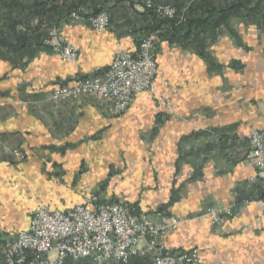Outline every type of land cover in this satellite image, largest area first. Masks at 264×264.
<instances>
[{
	"label": "crops",
	"instance_id": "obj_1",
	"mask_svg": "<svg viewBox=\"0 0 264 264\" xmlns=\"http://www.w3.org/2000/svg\"><path fill=\"white\" fill-rule=\"evenodd\" d=\"M207 2H194L191 21L205 20L208 9L240 8L212 26V43L209 24L184 38L188 27L174 35L169 22L128 0H63L47 22L78 51L75 65L34 40L19 54L0 49V264L3 241L28 230L37 208L72 209L84 202L85 184L105 201L161 210L168 224L178 219L162 243L197 249V264H264V191L247 160L250 133L264 130V0ZM102 9L112 15L105 32L70 18ZM156 33L158 94L171 110L151 94L137 96L123 114L92 96L51 101L54 89L104 72L116 54L135 53L139 38ZM16 149L24 161L10 155ZM212 206L232 207L234 216L213 226L199 218Z\"/></svg>",
	"mask_w": 264,
	"mask_h": 264
},
{
	"label": "built area",
	"instance_id": "obj_2",
	"mask_svg": "<svg viewBox=\"0 0 264 264\" xmlns=\"http://www.w3.org/2000/svg\"><path fill=\"white\" fill-rule=\"evenodd\" d=\"M144 4L146 8L171 18L176 11L170 7L157 6L154 0H131ZM110 16L107 12L90 20L97 31L108 28ZM53 51L69 63H76L77 52L66 45L59 31L51 33ZM48 43V42H47ZM157 68L152 52L151 40L144 41L136 55L120 53L110 68L99 76L79 81L75 87H59L51 94L55 102L76 101L84 95L113 103L117 112L126 111L133 99L156 89ZM249 159L257 167V179L264 188V132H253L250 136ZM14 155L25 159L20 151ZM96 198L87 199L86 204L67 211H54L39 207L32 215L29 229L10 238L4 247V264H72L91 260L95 264H129L135 257H153V264H193L198 261L197 251L179 256L165 252L157 239L164 236L166 227L155 223L146 215H133L121 204L93 205ZM230 214V209L226 210ZM225 214V215H226ZM213 224L220 221L221 213L212 208L201 216ZM146 242V246L139 245Z\"/></svg>",
	"mask_w": 264,
	"mask_h": 264
},
{
	"label": "rangeland",
	"instance_id": "obj_3",
	"mask_svg": "<svg viewBox=\"0 0 264 264\" xmlns=\"http://www.w3.org/2000/svg\"><path fill=\"white\" fill-rule=\"evenodd\" d=\"M23 1V2H22ZM30 0H0V37H5V36H7V34H8V30H7V28L6 27H4V22L6 21V22H8L9 20L11 21L12 19H14L15 18V16L16 15H18V13H19V9H20V5H21V7H22V5L23 6H25V4H27L28 5V2H29ZM32 1V0H31ZM119 0H110V2H111V4H115L116 2H118ZM131 4H133V6H140V7H142L146 12H149V13H152V14H154L155 16H157L159 19H161V20H165V21H167V22H173L175 25H177V26H186V24H187V22L190 20V18H191V8L193 7V4H194V2H200L201 1V3H203V2H205V3H208L207 2V0H193V3H190V4H188V5H186V6H184V7H182V8H178V7H176L175 5H172V4H166V3H162V2H159L158 0H154V3L157 5V6H164V7H170V8H172V9H174L175 11H176V13H175V16L173 17V18H171V17H169V16H167L166 17V15H164V14H160V13H158L157 11H155V10H152V9H148V8H146L145 7V5L144 4H142V3H140V4H136V3H134L133 1H131V0H128ZM210 1V0H209ZM216 1V0H215ZM24 2H26V3H24ZM226 9H228V8H226ZM238 12H231L232 14H230V16H225V18H229V17H232V16H234V15H237L240 11H239V9L240 8H235ZM253 12V10L251 9V10H248V12L247 13H245V14H252V12ZM103 12H107L108 14H109V16H110V21H109V26H108V28L107 29H105V30H103V31H97V30H95L93 27H91V25H90V20L92 19V18H94V17H96V16H98V15H100L101 13H103ZM237 13V14H236ZM70 18H73L74 20H80V19H83V22H84V26L85 27H87V28H90V29H92V30H94V31H96V32H105V31H107V30H109V28L111 27V19H112V15H111V13L109 12V10L108 9H102L100 12H96V13H92L91 15H89V16H85V17H83V16H81V14H79V12H73V13H71L70 14ZM207 18H209L208 16H206L205 17V19H207ZM215 18V17H214ZM227 18V19H228ZM229 19H231V18H229ZM211 22H213V21H209V29H207L208 30V32H209V37H210V41H209V43H212L213 41V39H211V35L213 34L214 36H216L214 33H213V30H212V26H213V23H211ZM203 27V26H202ZM201 27V28H202ZM200 29V28H199ZM211 29V30H210ZM210 30V31H209ZM54 31H59L60 32V34H61V37L63 38V40H64V42H65V44L66 45H70V46H72L73 48H74V46L73 45H71L70 43H68V42H66V40L64 39V37H63V35H62V31H61V29H60V26H56V27H50L49 29H47V34H49V40H46V44H47V46H51V52H53L54 54H56L54 51H53V46H54V44H56V43H58L59 42V40L58 39H53L52 37H51V33H53ZM157 37H159V34H150V35H146V36H143V37H141V38H139L138 39V50L135 52V53H130V52H119L118 54H120V53H129V54H132V55H136L139 51H140V49H141V46H142V44L144 43V41H147V40H151V42H152V52H153V55H154V60H155V63H156V68H157V75H156V89H155V91H149V92H145V93H142V94H151V96L153 97V100L160 106V107H162V108H167L168 110H171L172 109V107H171V104H170V100H168V99H166L165 97H163V96H161V95H159L158 94V84H157V78H158V64H157V61H156V54H157V51H158V41H157ZM213 38V37H212ZM48 42V43H47ZM74 50L77 52V55H78V51L74 48ZM1 51V50H0ZM118 54H116V56L118 55ZM56 55H58V54H56ZM58 56H60V55H58ZM116 56L114 57V59L116 58ZM61 57V56H60ZM78 59H79V55H78ZM114 59H113V61H114ZM65 61V60H64ZM66 62V61H65ZM77 62H78V60H77ZM76 62V63H77ZM67 63H69V62H67ZM76 63H74V64H72V63H69V64H71V65H75ZM113 63V62H112ZM112 65V64H111ZM110 68V67H109ZM108 68V69H109ZM107 69V70H108ZM107 70H105L104 72H106ZM104 72H102V73H100V74H97V75H94V76H90V77H86V78H80L79 80H77V83L79 82V81H81V80H83V79H87V78H92V77H95V76H99V75H101V74H103ZM77 83H76V85H77ZM75 85V86H76ZM75 86H67V87H75ZM60 87H63V86H60ZM59 88V87H58ZM57 89V88H56ZM55 90V89H54ZM53 90V91H54ZM141 95V94H140ZM84 96H90V95H84ZM84 96H82V97H84ZM139 96V95H138ZM81 97V98H82ZM93 97V96H92ZM137 97V96H136ZM135 97V98H136ZM80 98V99H81ZM134 98V99H135ZM79 99V100H80ZM134 99H133V101H134ZM79 100H76V101H79ZM51 101H53L52 99H51ZM76 101H65V102H76ZM104 101H107V100H104ZM132 101V102H133ZM53 102H55V101H53ZM64 101H61V102H56V103H63ZM110 102V101H109ZM132 102H131V104H132ZM131 104H130V106H131ZM130 106H129V108H130ZM128 108V109H129ZM127 109V110H128ZM126 110V111H127ZM116 111V110H115ZM126 111H124V112H117L116 111V113L117 114H123V113H125ZM257 131H260V132H264V130H254V131H252L251 133H250V135L253 133V132H257ZM249 135V136H250ZM248 140H249V144H250V148H249V150H248V154H247V160H249V161H252V160H250L249 159V154H250V152H251V149H252V146H251V142H250V138H248ZM15 151H20V150H18V149H16V150H11L10 151V155L16 160V161H18V162H22V161H24L25 159H26V155L22 152V151H20V152H22L24 155H25V159H23V160H20V159H18L15 155H14V152ZM252 162H254V161H252ZM254 165H255V168H256V175H255V180L259 183V185H260V187L262 188V190L264 191V188H263V186L261 185V183H260V181L257 179V167H256V164H255V162H254ZM84 190H85V200H84V202L82 203V204H80V205H84V204H86V202H87V199H89V198H91V197H94V198H96V201L95 202H93V205H103V204H112V203H121V204H123V205H125V206H127L130 210H131V212H132V214L133 215H137V216H140V215H146V216H148L151 220H153L155 223H159V222H156V219L159 217L160 218V220H161V223H159V224H161V225H163V226H165L167 229H166V232H165V234H164V236L163 237H161V238H158L156 241H157V244H158V246H162L163 248H164V250H165V252H167V253H170L171 255H175V256H179V255H182V254H184V253H192L193 251H197V254H198V261L196 262V263H193V264H197L198 262H199V259H200V254H199V251L197 250V249H191V250H188V251H181V252H177V251H171V250H169L168 248H166L165 246H164V244L162 243V241H163V239L165 238V236L168 234V232L171 230V229H175L179 224H180V221L178 220V219H176V218H172V220L170 221V223L168 224V223H164L163 222V218H164V213L161 211V210H156V211H154L153 213H150V212H147V211H142V210H140L137 206H134V205H132V204H130L129 202H127V201H105V200H103L102 198H100V196H99V194H98V192H96V190L94 189V188H92V186L90 185V184H85V186H84ZM262 199L264 200V194H263V196H262ZM77 206H79V205H77ZM40 207H45V206H40ZM47 207V206H46ZM76 207V206H75ZM74 207V208H75ZM212 208H215V209H217V210H219L220 211V213H221V220L220 221H218L217 223H215V224H213L212 222H211V220H209V221H205V222H208V223H210L211 225H213V226H218V225H220V224H222V222L224 221V219L225 218H231V217H233L234 215H233V208L232 207H226V208H223V209H221V208H217V207H214V206H212V207H209L204 213H202L201 214V216L202 215H204V214H206L207 212H208V210L209 209H212ZM38 209V208H37ZM228 209H230V214H226L225 212H226V210H228ZM55 211V210H54ZM226 214V215H225ZM154 215V216H153ZM153 216V217H152ZM201 216H199V218L201 219ZM155 217V218H154ZM159 220V221H160ZM9 239H5L4 241H3V245H2V248H3V257H4V247H5V244H6V242L8 241ZM146 246V242H142L140 245H139V247L140 248H143V247H145ZM149 256V255H148ZM147 257V256H146ZM139 258H145V257H135V258H133L131 261H130V263L129 264H132L133 263V261L135 260V259H139ZM150 258H151V260H152V264H153V257L150 255ZM4 259V258H3ZM5 261V260H4ZM4 264V263H3ZM72 264H95L94 262H92L91 260H82V261H78V262H75V263H72Z\"/></svg>",
	"mask_w": 264,
	"mask_h": 264
},
{
	"label": "trees",
	"instance_id": "obj_4",
	"mask_svg": "<svg viewBox=\"0 0 264 264\" xmlns=\"http://www.w3.org/2000/svg\"><path fill=\"white\" fill-rule=\"evenodd\" d=\"M62 3L63 0H39L37 3L30 4L26 8L24 7L22 12H19L11 21H5L4 27L7 28L8 34L3 38L0 37V49L12 54H19L30 46L31 40H34L33 42L36 47L51 51V46H47L45 43L46 40H49L47 29L58 25H50L47 19L51 14H57L62 7ZM235 8L232 6L219 11L216 9H208L206 13L209 18L205 20L194 19L192 21L190 19L186 26L182 27L175 25L173 22H169L170 29L174 35H177L181 30H184V27H188L184 35V38H187L191 35L192 27L199 29L205 24H208L209 21H214L213 25H215L216 22L223 21L225 16L233 12H238ZM31 21H37V24L31 25ZM164 22L168 23L165 20ZM32 37H36V40Z\"/></svg>",
	"mask_w": 264,
	"mask_h": 264
}]
</instances>
